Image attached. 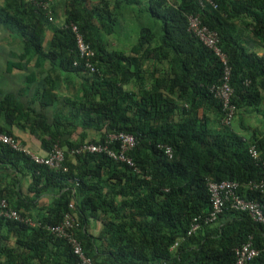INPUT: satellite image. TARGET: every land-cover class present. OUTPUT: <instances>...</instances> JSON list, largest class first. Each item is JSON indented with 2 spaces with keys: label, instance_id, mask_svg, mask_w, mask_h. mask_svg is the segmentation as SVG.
<instances>
[{
  "label": "trees",
  "instance_id": "obj_1",
  "mask_svg": "<svg viewBox=\"0 0 264 264\" xmlns=\"http://www.w3.org/2000/svg\"><path fill=\"white\" fill-rule=\"evenodd\" d=\"M212 1L216 9L199 0H0V29L20 38L9 67L25 63L41 76L27 100L0 96V132L31 152L13 133L28 132L42 158L58 146L66 170L0 144V168L17 174L15 184L19 175L29 180L26 196L7 185L0 197L34 224L0 216V264H80L72 245L47 229L67 213L93 264H235L248 242L260 250L250 264H264V225L246 213L226 204L215 224L199 221L212 210L209 182L238 183V196L264 215V186L246 187L264 185V0ZM141 5L160 29L142 27L128 52L116 49L125 17ZM189 17L218 35L235 106L229 125L211 92L224 65L189 31ZM73 26L94 53L93 73ZM119 133L135 138L133 167L74 153Z\"/></svg>",
  "mask_w": 264,
  "mask_h": 264
},
{
  "label": "built area",
  "instance_id": "obj_2",
  "mask_svg": "<svg viewBox=\"0 0 264 264\" xmlns=\"http://www.w3.org/2000/svg\"><path fill=\"white\" fill-rule=\"evenodd\" d=\"M33 3L36 0H29ZM199 3L210 5L213 9L217 6L212 0H199ZM188 29L189 31L200 41L202 44L211 50L215 56H217L222 64L224 65L223 72V82L220 86L212 88L211 92L214 93L215 97L220 101L222 106V111L225 114L222 123L224 125H229L233 116L235 114V106L231 103V98L233 96V90L229 86L230 80V68L227 66L226 57L221 52L219 48V38L216 32L209 30L207 27L201 24L198 17L188 18ZM73 32L76 37V47L79 53L81 61L84 62L85 67L88 68L91 73L95 71L91 64L92 58L94 57L93 51L90 46L84 41L81 34L78 33L76 27H72ZM0 144L6 145L14 151L24 153L29 155L32 160L37 164L46 165L51 169L66 171L62 168L64 162L63 150L58 146H54L49 152L48 156L45 158L39 157L32 154L26 150L22 145L15 141L12 137L0 132ZM135 146V138L131 135L119 133L108 135L103 144H83L77 147L74 151L77 155L82 154H103L114 162L125 164L128 167H133V161L131 160L130 153ZM165 154L171 157V149L166 147ZM250 155L253 158L257 157L256 150L250 149ZM254 185L252 188H255ZM209 192L211 194V205L212 210L208 216L200 218L199 221L207 225H213L217 221L218 214L222 213L226 204L239 212H247L253 221L264 225V217L260 211L257 204L251 201H246L238 196L237 189L238 184L224 181L220 183L209 182L208 183ZM71 207V206H70ZM0 216L4 219L25 222L31 226L34 224L29 219H23L21 215L14 210L6 199L0 197ZM196 220L191 225L190 232L195 231L197 228ZM79 224L72 217L70 213H67L62 222L57 226H48L47 229L50 230L59 238L67 240L73 247L74 254L80 259V264H93L89 258L83 255L80 244L74 239L73 231L77 229ZM264 252V249H263ZM259 251L254 249L250 242L242 245L235 252V264H250L257 256Z\"/></svg>",
  "mask_w": 264,
  "mask_h": 264
},
{
  "label": "crops",
  "instance_id": "obj_3",
  "mask_svg": "<svg viewBox=\"0 0 264 264\" xmlns=\"http://www.w3.org/2000/svg\"><path fill=\"white\" fill-rule=\"evenodd\" d=\"M19 53V48L10 43L0 30V96L6 93H14L19 99L24 101L35 96L36 92L40 90L41 76L39 71L34 70L31 65L25 63L23 69L20 70L9 67L8 63L18 62ZM43 67L47 68V65ZM34 81L38 83L36 84ZM64 90H62L63 94L67 95L68 92L64 93ZM13 133L20 143L31 149L32 154L41 156L42 153L38 141L28 132L14 129ZM16 175L12 170L0 168V186L14 185L16 189L19 188L21 190L19 192L21 196H26V189L29 184L28 176L19 175V179H17L19 182L15 184ZM95 226L97 229L99 225L96 224Z\"/></svg>",
  "mask_w": 264,
  "mask_h": 264
},
{
  "label": "rangeland",
  "instance_id": "obj_4",
  "mask_svg": "<svg viewBox=\"0 0 264 264\" xmlns=\"http://www.w3.org/2000/svg\"><path fill=\"white\" fill-rule=\"evenodd\" d=\"M143 8L144 6L141 5L138 9L139 12L134 11L135 9H133L134 12L132 11L133 13L131 12L130 15L125 17V20L123 21L122 33L120 34L121 40L118 42L119 46L116 49L128 52V48L136 42L139 35V30L142 27L150 28L153 31H157L160 29L161 24L151 19L146 11L143 10ZM140 9L142 11H140ZM128 36H131V38H129ZM5 37L10 43L14 44V46L19 48L20 50L19 36L13 34V36L9 37L5 35Z\"/></svg>",
  "mask_w": 264,
  "mask_h": 264
},
{
  "label": "clouds",
  "instance_id": "obj_5",
  "mask_svg": "<svg viewBox=\"0 0 264 264\" xmlns=\"http://www.w3.org/2000/svg\"><path fill=\"white\" fill-rule=\"evenodd\" d=\"M251 148H253L254 149V147H251ZM250 148V149H251ZM255 150V149H254ZM249 153H250V150H249ZM257 156H258V154H257ZM252 157V156H251ZM253 158V157H252ZM253 159H257V157L256 158H253ZM229 182V181H228ZM236 184H238V183H236ZM254 185H256V187L255 188H252ZM263 183L261 182V183H255V182H249V183H247L246 184V187L249 189V190H257V189H262L263 188ZM240 187V185L238 184V188ZM237 191H238V189H237ZM247 201V200H246ZM251 202H253V201H251ZM255 203V202H254ZM255 204H257L258 206H259V204L258 203H255ZM259 208H260V211H261V213H262V209H261V207L259 206ZM243 213H246L248 216H249V218L253 221V219L251 218V216L247 213V212H243ZM262 215H263V213H262ZM263 217H264V215H263ZM255 222V221H254ZM257 223V222H256ZM259 224V223H258ZM263 225V224H262ZM254 248V247H253ZM255 249V248H254ZM257 250V249H256ZM259 251V254H260V250H258ZM259 256V255H258ZM257 256V257H258ZM256 257V258H257ZM255 258V259H256Z\"/></svg>",
  "mask_w": 264,
  "mask_h": 264
}]
</instances>
